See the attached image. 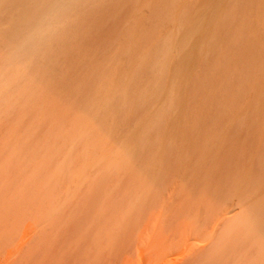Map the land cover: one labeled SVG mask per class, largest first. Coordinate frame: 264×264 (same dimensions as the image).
I'll list each match as a JSON object with an SVG mask.
<instances>
[{
	"label": "rangeland",
	"instance_id": "1",
	"mask_svg": "<svg viewBox=\"0 0 264 264\" xmlns=\"http://www.w3.org/2000/svg\"><path fill=\"white\" fill-rule=\"evenodd\" d=\"M91 1L63 45L19 71L0 37V264H263V240L227 238L244 207L214 230L226 203L174 159L184 150L195 165L203 150L216 179L264 160V0ZM161 158L165 175L148 168Z\"/></svg>",
	"mask_w": 264,
	"mask_h": 264
},
{
	"label": "bare ground",
	"instance_id": "2",
	"mask_svg": "<svg viewBox=\"0 0 264 264\" xmlns=\"http://www.w3.org/2000/svg\"><path fill=\"white\" fill-rule=\"evenodd\" d=\"M89 1L91 0H0V37H3V38H6V41L8 42L9 46V52L7 53L6 55V60L9 62V63H18V71H19V67H27L29 65V63H31L34 59H36V57H38L41 53H47V52H51L52 51V47L51 45L54 44L55 42L61 44V43H64L63 41H65V39L69 36V34L72 32L73 29H75V25L77 23H79L81 20L84 19L85 17V14L87 12V6H88V3ZM161 1V0H160ZM92 2V1H91ZM90 2V3H91ZM117 2V0H116ZM138 2V0L136 1ZM149 2V1H148ZM162 2V1H161ZM137 4V3H136ZM157 4V3H156ZM104 5V4H103ZM226 5V4H225ZM159 6V5H158ZM157 6V7H158ZM228 6H231V5H228ZM96 7H97V4H96ZM156 7V8H157ZM229 8V7H228ZM233 8V7H232ZM117 10V9H116ZM230 9H228L227 11L230 13L229 11ZM153 12V11H152ZM231 12H232V9H231ZM116 14V12H114ZM156 13V12H155ZM229 13H226V14H229ZM118 14V13H117ZM116 14V16H117ZM182 14V13H181ZM231 15V14H230ZM115 16V15H114ZM112 16V18L114 17ZM228 16V15H227ZM110 17V16H109ZM95 21V20H94ZM225 22V21H224ZM185 23V22H184ZM83 24V23H82ZM226 24V22H225ZM185 25V24H184ZM83 26V25H81ZM226 26V25H225ZM89 27V26H88ZM192 27H188L186 29V33H189V31L191 30ZM78 29V28H77ZM225 29V28H224ZM192 31V30H191ZM75 32V31H74ZM79 32V31H77ZM136 32V31H135ZM87 33V31H86ZM133 33V32H132ZM138 34V33H137ZM91 36V34H90ZM86 40H88V38H86ZM167 40V39H166ZM171 40V39H170ZM211 41V40H210ZM56 43V47L55 49H57L58 51L61 50V48L59 47V45H57ZM202 43V42H201ZM200 43V45H201ZM71 44H74L71 42ZM128 44V43H127ZM63 45V44H61ZM60 45V46H61ZM53 46V45H52ZM161 46V45H160ZM163 46V45H162ZM207 46V45H206ZM66 47V46H65ZM71 47V46H69ZM82 47V46H81ZM205 47V46H204ZM162 48V47H161ZM133 49V48H132ZM78 50V49H77ZM174 50V49H173ZM200 51V50H199ZM203 51V50H202ZM201 51V52H202ZM7 52V51H6ZM80 52V51H78ZM128 52V51H127ZM58 53V52H57ZM156 54V53H155ZM193 54L192 51H189L185 56L184 58H187L188 56L190 57L191 55ZM53 55V54H52ZM55 56V55H54ZM63 56V55H62ZM216 56V55H215ZM127 57V56H126ZM145 57V56H144ZM183 57V56H182ZM50 58V56H49ZM52 58V57H51ZM205 58V57H204ZM42 59V58H41ZM53 59V58H52ZM56 59V58H54ZM156 60V64H160V61H157V58H155ZM160 59V58H158ZM190 59V58H189ZM43 60H46V59H43ZM154 61V60H153ZM154 61V62H155ZM35 62V61H34ZM37 62V61H36ZM158 62V63H157ZM163 63V62H162ZM155 64V65H156ZM152 65V64H151ZM155 66V67H158ZM165 65V64H164ZM165 67V66H164ZM159 68V67H158ZM166 72V71H165ZM156 74V73H155ZM165 75V74H164ZM163 75V76H164ZM35 76V75H34ZM33 76V77H34ZM162 76V77H163ZM165 78V77H164ZM163 79V78H162ZM163 82V81H162ZM173 82V81H172ZM94 84V83H93ZM92 85V84H90ZM160 85V84H159ZM162 85V84H161ZM159 87V90L164 88V86ZM157 86V85H156ZM93 87V86H92ZM166 87V86H165ZM147 89V88H146ZM123 90V89H122ZM91 91V89H90ZM126 91V90H123V92ZM146 91V90H144ZM162 91V93L165 91L163 90H160ZM160 91H158L160 93ZM222 91V90H221ZM155 92V91H154ZM153 92V93H154ZM191 92V91H190ZM121 93V91H120ZM156 94H159L157 93V90L155 92ZM154 93V94H155ZM123 93L119 94V95H122ZM145 94V92H144ZM118 95V96H119ZM125 95V94H123ZM143 95V94H142ZM146 95V94H145ZM160 95V94H159ZM153 96V95H152ZM155 96V95H154ZM153 96V97H154ZM158 96V95H157ZM126 97V96H124ZM122 97V98H124ZM144 99L146 97L142 96ZM119 98H121V96H119ZM156 98V96H155ZM126 99V98H125ZM124 99V100H125ZM102 105L100 108H102L103 106L107 107L108 105V100L110 99H102ZM123 100V99H122ZM153 100V99H151ZM167 100V99H166ZM159 101V100H158ZM168 101V100H167ZM150 102V101H149ZM149 102L147 105H149ZM156 102V101H155ZM154 103V102H153ZM190 103V102H189ZM140 104V103H139ZM152 104V103H151ZM167 104V103H166ZM170 104V103H169ZM142 105V104H141ZM153 105V104H152ZM160 105V104H159ZM151 106V105H150ZM258 106V105H257ZM123 107V106H122ZM140 107V105H139ZM96 108V107H95ZM94 108V109H95ZM138 108V107H137ZM192 108V107H191ZM93 109V110H94ZM109 109V108H108ZM156 109V108H155ZM154 109V110H155ZM99 110V108L97 109V111ZM105 110V108H104ZM107 110V109H106ZM165 110V109H164ZM170 110V109H169ZM188 112V111H187ZM106 113V111H105ZM168 114V113H167ZM105 115V114H104ZM103 115V117H104ZM97 116V115H96ZM175 116V114H174ZM101 117V116H100ZM163 117V115H162ZM161 117V118H162ZM216 117V116H215ZM244 118V117H242ZM250 118V117H249ZM244 120V119H243ZM158 121V119H157ZM239 121V120H238ZM240 122H241V119H240ZM246 122V121H244ZM155 123V122H154ZM162 123V121L160 122V124ZM231 125L232 122H229ZM252 123V122H251ZM188 124V123H187ZM234 124H237V123H234ZM244 124V123H243ZM242 124V125H243ZM238 125V124H237ZM159 126V124H158ZM164 126V125H163ZM232 126V125H231ZM235 126V125H234ZM241 125H239L238 127H240ZM246 126V125H245ZM151 127V126H150ZM154 127V126H153ZM157 127V126H156ZM248 127V126H247ZM253 127V126H252ZM158 128V127H157ZM162 128V127H160ZM156 129V128H155ZM234 129V128H233ZM150 130V129H149ZM236 130V129H235ZM240 130V129H239ZM158 131V130H157ZM146 132V131H145ZM155 132V131H154ZM153 132V133H154ZM235 132V131H234ZM247 132V131H246ZM252 132V130H251ZM144 133V132H143ZM156 133V132H155ZM160 133V131H159ZM222 134V133H220ZM232 134V133H231ZM230 134V135H231ZM248 134V133H247ZM226 135V134H225ZM233 135V134H232ZM231 135V136H232ZM238 134H235V136H237ZM240 135V134H239ZM245 135V134H244ZM144 136V135H143ZM142 136V137H143ZM157 136V135H156ZM222 136V135H221ZM221 136H217L215 137L214 139L210 138L211 142L209 144V150L211 153H215V152H220V151H217V148L220 146V139ZM227 136V135H226ZM225 136V137H226ZM231 136L228 138V140H230L231 142L233 140H231ZM147 137V136H146ZM234 137V136H232ZM247 139H249L247 137V135L245 136ZM245 137L244 140H245ZM159 138V137H158ZM170 138V137H169ZM235 138V137H234ZM239 138V136H238ZM238 138H235V139H238ZM223 139V138H222ZM246 139V141L244 142H248V140ZM144 140V139H143ZM147 140V139H146ZM157 140V139H156ZM155 140V141H156ZM226 140V139H225ZM153 140V142H155ZM224 141V140H223ZM236 142V140H234ZM233 141V142H234ZM242 141V144H244V142ZM121 142V141H120ZM141 142V141H140ZM158 142V140L156 141ZM155 142V143H156ZM232 144L235 145L236 143L234 142ZM154 143V144H155ZM206 143V142H205ZM144 145V143H142ZM147 144V143H146ZM157 144V143H156ZM171 144V143H170ZM204 144V143H203ZM219 144V145H218ZM227 145L229 144L230 145V148H231V144L230 143H226ZM142 145V146H143ZM150 145V144H149ZM148 145V146H149ZM205 145V144H204ZM203 145V147H204ZM224 145V142L223 144ZM221 145V146H222ZM227 145H225V149L227 147ZM228 145V146H229ZM237 145V144H236ZM235 145V147H237ZM141 146V144H140ZM198 146H200V144H198ZM206 146V145H205ZM213 146V147H212ZM220 146V147H221ZM147 147V146H146ZM150 147V146H149ZM148 147V148H149ZM152 147H153V144H152ZM239 147V150H242L243 149H240V146ZM177 148V147H176ZM181 148V147H179ZM194 148V147H193ZM198 148V147H197ZM196 148V149H197ZM230 148H227L228 151H230L229 149ZM243 148V147H241ZM171 149V148H170ZM204 149V148H203ZM234 150V148H232ZM236 149V148H235ZM128 150V149H127ZM126 150V151H127ZM175 150V148H174ZM206 150V149H204ZM220 150V149H219ZM224 150V148H223ZM238 152H242V151H239ZM171 151V150H170ZM188 151V150H187ZM198 152V149L196 150ZM227 151V152H228ZM245 151V150H244ZM243 151V152H244ZM142 152V150H141ZM167 151H164V154H167L165 153ZM169 152V151H168ZM173 152H176L175 151H172ZM224 152V151H223ZM233 152V151H232ZM199 154H196L195 153V156H198V159H197V162L196 164H188V162L190 161H187L191 156L189 155L188 153H186V151H182V150H178L177 149V152L175 155L176 158H180L179 160H176L174 159V161H180L178 162V166L179 168L181 169V176L182 178H184L188 183H190L191 185H193V187H195V189L197 188V190H199L200 192V188H202L201 192H204L207 196L208 192L210 193V195L212 194L214 197H212L213 199L214 198H217L221 201L222 204H225L226 205V208L224 209L223 212H221L222 214L217 217L214 216V219L215 220V223L214 221L212 223H214V226L213 228H217L218 225H220V227L222 226L220 224L221 220L224 221L225 218V215H227L232 209H235L237 206H241V207H244V212L242 214H239L238 216H236L235 218H233V220L231 221L229 227H228V230H227V233L226 235L228 236L227 238L229 239V241L231 242H234L236 243L238 240L239 241H243L247 238H251L253 237L254 239H258L259 241L260 240H263L264 241V163L262 161V159L260 160V158L257 157V154L255 155V157H257V160H258V169L255 168L252 169L251 167L249 168H239L241 166H236L234 165V167L236 166L239 170H233L234 171H231L229 174L227 171H226V168L224 167L225 171L227 174L224 175V178L222 179L221 177H219L218 175V179H216V174L217 172H219L220 170V167L218 165H216L217 163H214L213 161H211L209 158V154L204 152L203 150H199L198 152ZM229 153V152H228ZM238 155H241L239 154ZM263 153V152H262ZM261 153V155H263ZM133 154V153H132ZM174 154V153H173ZM172 154V155H173ZM225 154V152H224ZM260 154V153H259ZM141 155V153H140ZM139 155V156H140ZM213 155V154H212ZM237 155V154H236ZM235 155V160L239 158V156L237 157ZM139 156H137L139 158ZM215 156V154H214ZM229 156V155H228ZM243 156V154H242ZM166 159L170 157L168 156H165ZM173 157V156H172ZM227 157V156H226ZM232 156H229V158H231ZM264 157V156H262ZM132 158V157H131ZM219 158V157H218ZM217 158V159H218ZM228 158V159H229ZM213 159V158H212ZM215 159V157H214ZM216 159V161H217ZM234 160V158H231ZM231 159L229 163L228 162V165L231 164L230 166L233 167V164H235L234 162H237L238 163V160L237 161H232ZM240 159H243L242 157L239 158V161ZM255 159V158H254ZM264 159V158H263ZM173 159H171L170 161L172 162ZM222 160V159H221ZM146 161V160H145ZM162 158L158 161L157 159L155 160L154 162V166H148V168H151V167H154L155 168V171H158L163 168L160 169V166H161V163H162ZM228 161V160H226ZM167 162V161H164V163ZM194 162V163H195ZM242 162V160L240 161ZM245 162V160L243 161V163ZM129 163V162H128ZM168 163V162H167ZM224 163V162H223ZM226 163V162H225ZM249 163V162H248ZM253 163V161H252ZM166 164V163H165ZM164 164V165H165ZM175 164V163H174ZM173 164V166H174ZM221 164V163H219ZM144 165V164H143ZM163 165V166H164ZM227 165V163H226ZM225 165V166H226ZM238 165V164H237ZM239 165H241L239 163ZM165 166H168V165H165ZM164 166V167H165ZM176 168H178L177 166V163H176ZM172 167V166H171ZM170 167V168H171ZM229 167V166H228ZM235 167V168H236ZM153 168V169H154ZM229 168H227V170H232ZM165 170V169H163ZM171 171V170H170ZM170 171H168L170 173ZM174 171V169H173ZM222 171V170H221ZM166 172V171H164ZM161 174L163 173L162 172H159L157 174ZM169 173H168V176H169ZM174 173H176L174 171ZM173 173V174H174ZM166 174V173H165ZM164 173L162 175H165ZM223 174V173H222ZM229 174V176H228ZM227 175V176H226ZM153 176V175H152ZM159 176V177H158ZM161 175H156V178L154 177L153 179V182H155L154 184L156 185L157 183V179L160 178ZM226 176V178H225ZM162 177L166 178L165 176H161V179L160 181L163 179ZM174 177V176H173ZM156 179V180H155ZM155 180V181H154ZM164 180V179H163ZM171 180V178H170ZM168 180V181H170ZM159 181V179H158ZM179 181V184H180V180L178 179ZM177 181V182H178ZM163 181H161L162 183ZM165 182V180H164ZM162 183L164 185H168L169 186V182L168 184H165V183ZM172 182H176V181H172ZM160 183V182H159ZM167 183V181H166ZM171 183V182H170ZM161 184V185H162ZM159 184H157L158 186ZM159 185V186H161ZM189 184H187L188 186ZM190 185V186H191ZM154 186V185H153ZM171 186V185H170ZM169 186V187H170ZM163 186H161V189L163 190V194L166 193L165 190L162 188ZM166 187V186H165ZM186 187V186H184ZM160 188V187H159ZM168 188V187H167ZM176 188V187H175ZM191 188V187H190ZM154 189V188H153ZM161 189H159L161 191ZM184 189V188H183ZM193 189V190H195ZM192 190V191H193ZM196 190V191H197ZM157 191V190H156ZM155 191V192H156ZM188 191V190H187ZM195 191V192H196ZM161 192V193H162ZM194 192V191H193ZM154 193V192H153ZM180 193V191H179ZM198 193V192H197ZM211 195V196H212ZM172 196V195H171ZM209 196V194H208ZM207 196V198H208ZM152 196H150L151 198ZM163 198V197H162ZM174 198V197H173ZM143 199V198H142ZM170 200V199H169ZM174 200V199H173ZM143 201V200H142ZM162 201V200H161ZM172 201V200H171ZM173 202V201H172ZM175 202V201H174ZM150 203V202H149ZM163 203V202H162ZM140 204V203H139ZM163 205V204H162ZM167 205V204H166ZM150 207V206H149ZM165 207V204L164 206ZM171 207V206H170ZM240 207V208H241ZM172 208V207H171ZM185 208V207H184ZM141 209V207H140ZM218 209V208H216ZM220 211V210H219ZM217 212V211H216ZM135 213V212H134ZM215 213V211H214ZM136 214V213H135ZM153 214V211L152 213ZM216 216L218 213H215ZM220 214V213H219ZM149 215V214H147ZM132 216V215H131ZM234 217V215H232ZM150 217V216H149ZM153 217V216H152ZM230 217V216H228ZM180 218V217H179ZM224 218V219H223ZM231 218V217H230ZM229 219V218H228ZM185 220V219H184ZM222 221V222H223ZM229 221V220H227ZM132 222V220H131ZM226 222V220L224 221ZM223 222V223H224ZM222 223V224H223ZM228 223V222H227ZM213 225V224H212ZM211 225V226H212ZM167 226V225H166ZM210 227V225H209ZM217 228V229H214V230H218L220 229ZM212 228V229H213ZM224 228V227H223ZM211 229V231H212ZM225 229V228H224ZM213 230V231H214ZM220 231V230H218ZM178 232V231H177ZM176 232V234H177ZM223 232V231H222ZM172 233V232H171ZM215 233V231L213 232ZM212 233V238H215L213 237V234ZM210 234V233H209ZM215 234H218L217 231ZM222 234V233H221ZM209 236V235H208ZM210 236V237H211ZM170 238V237H169ZM211 238V239H212ZM209 239V237H208ZM216 239V238H215ZM214 239V240H215ZM180 240V239H179ZM214 240L213 241H206L207 243L208 242H213L214 243ZM220 240V239H219ZM193 241V240H192ZM258 241V243H259ZM138 243V242H137ZM205 243V242H204ZM206 243V244H207ZM246 243V242H245ZM2 244V243H1ZM183 244V243H182ZM187 244V243H186ZM209 245L211 243H208ZM207 244V246H209ZM188 245V244H187ZM204 245V244H203ZM212 245V244H211ZM232 245V244H231ZM202 246V245H201ZM205 246V247H207ZM222 246V245H221ZM261 251H260V255L264 258V242H263V245H261ZM216 247V245H215ZM132 248V246H131ZM204 247H200L198 246V249L200 250V254H198L199 258L196 257V258H193L191 259L192 261H194L195 259H197V261H199L201 258V252ZM230 248V247H229ZM188 249V248H187ZM205 249V248H204ZM203 249V250H204ZM219 249V250H218ZM132 250V249H131ZM196 250V248H195ZM194 250V251H195ZM130 251V250H129ZM191 251V249H190ZM193 251V250H192ZM213 251V250H211ZM225 251L226 248H225ZM256 252V251H254ZM213 253V252H212ZM220 246L217 247L215 249V254L214 255H210L211 257H209V260L210 261H213L212 259H216L217 258L219 259L220 258ZM226 253V252H225ZM227 254V253H226ZM225 254V255H226ZM256 254V253H255ZM138 255V254H137ZM206 255L209 256V254L207 253ZM224 255V257H225ZM229 256V253L227 254ZM154 257V256H153ZM187 257V256H186ZM186 257L184 259V261L186 260ZM207 257V256H206ZM205 257V258H206ZM233 257V255H232ZM250 257V256H249ZM258 257V256H257ZM141 258V257H140ZM203 258V257H202ZM208 258V257H207ZM223 257L221 256V259ZM254 258V257H253ZM220 259V260H221ZM222 261V260H221ZM220 261V263H221ZM223 261H224V258H223ZM248 261V260H247ZM257 261V260H256ZM196 263V261H194ZM214 262L216 264H219L217 263L216 261H213V264ZM261 262L264 264V259L262 260L261 259ZM181 263V262H180ZM184 263V262H183ZM186 263V261H185ZM184 263V264H185ZM193 263V262H192ZM194 263V264H195ZM199 263H204L205 262H199ZM187 264V263H186ZM197 264V263H196ZM207 264V262H206ZM223 264V263H221ZM225 264V263H224ZM227 264V263H226Z\"/></svg>",
	"mask_w": 264,
	"mask_h": 264
}]
</instances>
